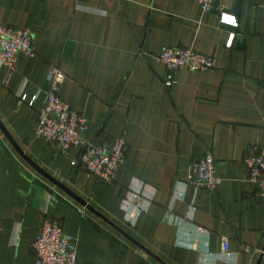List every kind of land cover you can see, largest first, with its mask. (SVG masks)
Masks as SVG:
<instances>
[{"label":"crops","instance_id":"obj_1","mask_svg":"<svg viewBox=\"0 0 264 264\" xmlns=\"http://www.w3.org/2000/svg\"><path fill=\"white\" fill-rule=\"evenodd\" d=\"M237 1L206 12L195 0H0V24L31 30L37 53L20 54L12 72L0 68V118L95 209L36 171L0 129V264H36L48 219L77 241L78 264L258 263L264 200L245 161L264 146V0H240L239 12ZM165 46L211 55L216 66L181 69L168 86ZM53 66L66 74L63 99L88 117L86 141L125 137L114 181L73 164L85 144L63 153L34 134ZM209 151L222 177L214 191L192 181L194 161Z\"/></svg>","mask_w":264,"mask_h":264},{"label":"built area","instance_id":"obj_2","mask_svg":"<svg viewBox=\"0 0 264 264\" xmlns=\"http://www.w3.org/2000/svg\"><path fill=\"white\" fill-rule=\"evenodd\" d=\"M195 1L201 3L206 12L214 8L215 0ZM221 14V21L238 26L234 15L222 11ZM230 36L228 46H231L234 34ZM20 54L29 57L37 55L33 33L29 29L0 24V68L7 66L12 72ZM158 57L167 69L168 86L177 83L176 74L181 69L204 71L216 66L215 57L186 47L165 46ZM65 79L66 74L60 68H51L50 86L45 93V103L39 110L34 134L47 143L56 145L63 153L71 147L85 144L79 159L73 164L80 162L89 174L112 182L125 163L128 143L125 137L97 141L84 139L88 117L73 109L61 96L60 86ZM37 98L38 95H35L29 104L33 106ZM21 99L27 101L28 95L23 94ZM245 162L249 181L254 184L258 197L264 200V146H257L254 156L248 157ZM192 169V181L198 187L214 191L221 185L222 177L217 172L216 158L211 151L196 159ZM132 192L135 197L141 195L139 189H133ZM223 244V253L230 256L229 240L224 239ZM33 250L37 256L36 264H78L77 241L66 234L63 223L59 220L48 219L43 223Z\"/></svg>","mask_w":264,"mask_h":264},{"label":"water","instance_id":"obj_3","mask_svg":"<svg viewBox=\"0 0 264 264\" xmlns=\"http://www.w3.org/2000/svg\"><path fill=\"white\" fill-rule=\"evenodd\" d=\"M222 0H215V8H217L220 4H221ZM241 1L238 0L237 1V9L235 11L239 12V8L241 6ZM0 129L1 131L6 135V137L8 138V140L10 141V143L13 145V147L15 148V150L19 153V155L29 164L31 165L36 171H38L40 174H42L44 177H46L47 179H49L50 181H52L53 183H55L58 187H60L63 191H65L66 193H68L71 197H73L75 200H77L78 202H80L81 204L85 205L88 209L95 211V209L93 208L92 205H89L88 202L83 199L81 196H79L77 193H75L74 191H72V189L65 185L64 183H61L60 181H58L55 177H53L51 174H49L46 170H44L43 168H41L27 153H25V151L23 150V148L20 146V144L14 140V138L11 136L10 132L8 131V129L6 128V126L4 125L3 121L0 118ZM156 258H158L160 261H162L161 258H159L157 255L153 254ZM264 258V247L262 250V253L259 257L258 263L257 264H261L262 260ZM164 264H167L166 262L162 261Z\"/></svg>","mask_w":264,"mask_h":264}]
</instances>
